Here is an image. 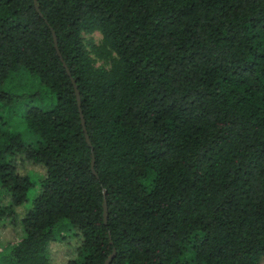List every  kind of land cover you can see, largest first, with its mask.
I'll list each match as a JSON object with an SVG mask.
<instances>
[{"label":"trees","instance_id":"16d2710c","mask_svg":"<svg viewBox=\"0 0 264 264\" xmlns=\"http://www.w3.org/2000/svg\"><path fill=\"white\" fill-rule=\"evenodd\" d=\"M5 227L0 264H264V0H0Z\"/></svg>","mask_w":264,"mask_h":264},{"label":"rangeland","instance_id":"374dc122","mask_svg":"<svg viewBox=\"0 0 264 264\" xmlns=\"http://www.w3.org/2000/svg\"><path fill=\"white\" fill-rule=\"evenodd\" d=\"M82 41L84 43L85 49L87 50L89 56L92 58V63L94 67L102 68L104 70H109L111 67V64L115 62L116 57L113 53L110 52L108 57H102L98 56L96 52H99L97 48L101 44V35L99 31L92 30L89 33H82ZM7 91L14 92V93H21V92H27L28 94L34 93L37 94V97L34 98L32 101V105L38 106L43 109L49 108L53 103V98L47 93L46 89H44L42 86H40L37 83V80L27 75L23 71H16L13 72L8 81L6 82V85L4 87ZM3 117L5 120H7L10 124V126L21 133V136L24 141L28 143H34L35 136L30 134L28 131L25 130L24 124L21 118V109L18 106L10 105L7 108L3 107ZM36 187V186H35ZM37 188V187H36ZM31 193V191L29 192ZM12 229L5 227L2 230H0V244L3 242L10 240L12 235ZM56 246H52V253L54 256V260L60 264H63L67 248L63 245H60V247L55 248Z\"/></svg>","mask_w":264,"mask_h":264},{"label":"water","instance_id":"95a60500","mask_svg":"<svg viewBox=\"0 0 264 264\" xmlns=\"http://www.w3.org/2000/svg\"><path fill=\"white\" fill-rule=\"evenodd\" d=\"M52 37H53V43H54V46H55L56 44H55V38H54L53 33H52ZM63 66H64V64H63ZM66 72H67V74H68V71H67V70H66ZM71 82H72V84H73V81H72V80H71ZM73 88H74V92H75V94L77 95V90H76L74 84H73ZM79 116H80V118H81L80 111H79ZM81 124H83L82 119H81ZM86 140H87V138H86ZM91 165H92V161H91ZM102 208H103V219L105 220V217H106V207H105V202H104V201L102 202ZM108 260H109V258H107V259L105 260L104 264H107V263H108Z\"/></svg>","mask_w":264,"mask_h":264}]
</instances>
